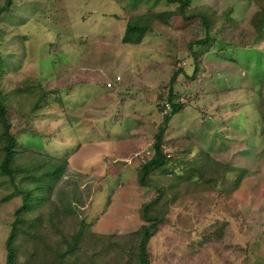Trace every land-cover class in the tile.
Here are the masks:
<instances>
[{
	"label": "rangeland",
	"instance_id": "rangeland-1",
	"mask_svg": "<svg viewBox=\"0 0 264 264\" xmlns=\"http://www.w3.org/2000/svg\"><path fill=\"white\" fill-rule=\"evenodd\" d=\"M177 5L15 0L0 20L1 86L14 130L29 135L19 151L69 158L52 197L76 212L64 218L67 231L77 219L101 235H88L85 264L129 262V251L109 235L143 224L140 209L156 186L166 195L163 222L149 242L151 264H264V32L255 26L264 21V0H191L188 12L209 7L211 33L201 15L186 19ZM160 11L166 21L157 17L140 43L124 42L133 15ZM209 35L213 48L200 52L192 41ZM227 40L235 45L221 42ZM117 75L122 80L108 89ZM39 88L46 96L31 113ZM171 90L177 98H169ZM166 102L183 108L171 116ZM165 124L168 162L152 174L153 186H141L138 167ZM2 147L0 140V160ZM22 204L18 188L0 174V264ZM126 217V226L110 224ZM29 218L35 213L26 224ZM42 221L54 234L46 210Z\"/></svg>",
	"mask_w": 264,
	"mask_h": 264
},
{
	"label": "trees",
	"instance_id": "trees-1",
	"mask_svg": "<svg viewBox=\"0 0 264 264\" xmlns=\"http://www.w3.org/2000/svg\"><path fill=\"white\" fill-rule=\"evenodd\" d=\"M168 1L171 4L177 3L179 8L177 13L179 11L186 19L197 14L201 15L205 21L204 27L206 31L211 33L215 19L213 20L214 16L208 6L198 7L188 12L187 6L191 3V0ZM14 2L15 0H6L0 6V20L4 13L11 9ZM167 14V11H160L154 17L152 13H144L140 16L133 15L127 21L123 38L124 42L131 44L140 43L155 19L157 17H165L166 21ZM255 26L258 31L264 32V21H262V24L261 22L259 25L255 24ZM211 37L209 35L206 39L192 42L198 47L200 52H207L213 48ZM212 39L214 40L213 37ZM221 42L224 45H229L231 42L235 45L234 41ZM2 58V50L0 48V63ZM196 60L198 63L199 59L196 58ZM175 81L176 75L172 79L173 83ZM28 90L35 91V89H32V85ZM39 90L42 93L44 91L41 88ZM13 92L16 93L15 95L19 94L15 90ZM42 93L38 94V98L33 102L31 113H34L36 108L39 109V103L46 96L45 92ZM169 94L170 99L177 98L174 90H171ZM171 107L172 109L167 114L172 116L182 110L183 105L173 102ZM164 108H166V105H164ZM9 110L8 94L5 93L0 82V140L3 143L0 174L7 175L23 197V204L15 212V220L6 239V264H79L80 262L85 264V259L83 258L90 256L88 255L91 243L89 236L98 238L101 235L92 231L89 222L82 220L78 223L77 219H74L76 223L73 226H69L71 230L67 231L68 226L66 228L67 223L64 218L66 219L68 214L74 215L76 212L74 213V210L62 207L52 197L56 183L63 177L69 165V158H56L32 147L25 151H19L20 145L25 146L27 144L28 140L26 141V139L29 138V135L27 133L20 134V132L17 133L14 130L15 126ZM169 118L170 115H166V124ZM166 124L160 128L155 138L152 155L144 159L143 163L138 167V181L141 186H153L152 174L159 171L168 162L163 143ZM33 131L36 132L35 130ZM36 134L38 135V133ZM17 179H20V181L17 182ZM155 190L157 194L145 201L140 209V216L144 222L138 229L129 234L109 235V237L116 239L114 242L121 251H129L131 259H129L127 264H131L132 258H134L136 264H151L149 242L159 232L160 224L163 222L165 204L162 203V200L164 195H166L164 187L156 186ZM43 210H46L47 217L50 218L55 227L54 234L46 232L42 221ZM32 212L35 213L36 218H29V224H26L24 222L25 216ZM72 218L70 219L72 220ZM94 247L93 249L91 247V250H93L91 254L96 253ZM48 250H51V255H48ZM104 262L109 264V262ZM93 264H101L100 258L94 260Z\"/></svg>",
	"mask_w": 264,
	"mask_h": 264
},
{
	"label": "crops",
	"instance_id": "crops-1",
	"mask_svg": "<svg viewBox=\"0 0 264 264\" xmlns=\"http://www.w3.org/2000/svg\"><path fill=\"white\" fill-rule=\"evenodd\" d=\"M247 47H248V46H247ZM70 165H71V164H70ZM127 168H129L128 165H127L126 169H127ZM96 189H97V188H96ZM94 191H95V190L93 189V192H94ZM76 193L79 194L77 191H76ZM121 196H122V195H121ZM121 196H119V197H121ZM113 198H114V197H113ZM116 199H117V198L115 197V198H114V201H116ZM73 203H74V202H73ZM60 205H61L62 207L65 206V205H63V203H62L61 201H60ZM86 207H87V206H85V207L82 206V207H81L82 210H84L85 213H86V211L88 210V209H87V210L85 209ZM65 208H66V207H65ZM67 208H68V207H67ZM109 209H112V208L109 207ZM138 216H139V215H138ZM128 218H129V217L121 218V219H118V220L113 219V221H111L110 224H111L112 226H116V225H117V226H120V225H121V226H126V225H127Z\"/></svg>",
	"mask_w": 264,
	"mask_h": 264
},
{
	"label": "built area",
	"instance_id": "built-area-1",
	"mask_svg": "<svg viewBox=\"0 0 264 264\" xmlns=\"http://www.w3.org/2000/svg\"><path fill=\"white\" fill-rule=\"evenodd\" d=\"M121 80H122V76L117 75L115 79H112L111 81H108V82L106 83V87H107L108 89L116 88V86L118 85V83H119ZM165 105H166V108H165L166 112H169V111L172 109V107H171V103L166 102ZM149 153H151V151H149Z\"/></svg>",
	"mask_w": 264,
	"mask_h": 264
}]
</instances>
